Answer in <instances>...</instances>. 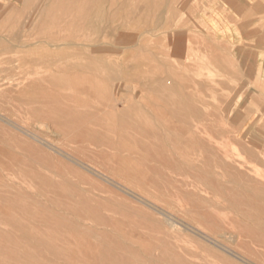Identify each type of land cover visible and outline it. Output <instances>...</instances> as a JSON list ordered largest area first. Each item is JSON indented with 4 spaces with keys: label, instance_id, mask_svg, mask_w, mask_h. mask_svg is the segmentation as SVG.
<instances>
[{
    "label": "rangeland",
    "instance_id": "obj_1",
    "mask_svg": "<svg viewBox=\"0 0 264 264\" xmlns=\"http://www.w3.org/2000/svg\"><path fill=\"white\" fill-rule=\"evenodd\" d=\"M0 1V264H264V0Z\"/></svg>",
    "mask_w": 264,
    "mask_h": 264
},
{
    "label": "bare ground",
    "instance_id": "obj_2",
    "mask_svg": "<svg viewBox=\"0 0 264 264\" xmlns=\"http://www.w3.org/2000/svg\"><path fill=\"white\" fill-rule=\"evenodd\" d=\"M9 1H10V0H9ZM17 1H18V0H17ZM17 1H16V2H17ZM21 1H22V0H21ZM21 1H20V2H21ZM107 1H108V0H107ZM168 1H170V0H168ZM168 1H167V2H168ZM0 2H2V1H0ZM3 2H4V1H3ZM3 2H2V3H3ZM18 2H19V1H18ZM21 3H22V2H21ZM82 3H85V2L82 1ZM168 3H169V2H168ZM10 4H12V2H10ZM91 4H92V3H91ZM46 5H48V3H47ZM7 6H8V5H6L5 8H7ZM0 8H1V7H0ZM94 8H95V7H94ZM101 8H102V7H101ZM121 8H122V7H121ZM134 8H135V7H134ZM165 8H166V7H165ZM165 8H164V9H165ZM1 9H2V8H1ZM3 9H4V8H3ZM8 9H10V8H8ZM8 9H7V10H8ZM18 9H19V7H18ZM103 9H104V8H103ZM93 10H94V9H93ZM166 10H167V9H166ZM4 11H5V10H4ZM138 11H139V8H138ZM145 11H146V10H145ZM162 11H163V10H162ZM5 12H6V11H5ZM94 12H95V11H94ZM110 12H112V11H110ZM134 12H135V11H134ZM171 12H172V11H171ZM0 13H1V12H0ZM99 13H100V12H99ZM99 13H98V14H99ZM145 13H146V12H145ZM160 13H161V12H160ZM1 14H2V16H3L5 13L3 12V13H1ZM1 14H0V15H1ZM95 14H96V13H95ZM106 14H107V11H106ZM126 14H127V13H126ZM142 14H143V13H142ZM166 14H167V12H166ZM110 15H111V14H110ZM114 15H115V14H114ZM93 16H94V15H93ZM100 16H101V14H100ZM100 16H99V17H100ZM104 16H105V15H104ZM107 16H108V15H106V17H107ZM120 16H121V15H120ZM167 16H168V15H167ZM174 16H176V15H174ZM23 17H24V16H23ZM109 17H110V16H109ZM158 17H159V16H158ZM118 18H119V17H118ZM165 18H166V17H165ZM0 19H1V18H0ZM5 19H6V18H5ZM34 19H35V17H34ZM104 19H106V18L104 17ZM109 19H110V18H109ZM119 19H120V18H119ZM121 19H122V18H121ZM157 19H158V18H157ZM162 19L164 20V18H162ZM6 20H7V19H6ZM6 20H5V21H6ZM146 20H147V19H146ZM124 21H125V20H124ZM158 21H159V20H156L157 24H159V23L161 22V21H160V22H158ZM154 22H155V21H154ZM156 22H155V23H156ZM164 22H165V20H164ZM14 23H15V22H14ZM131 23H132V22H131ZM131 23H130V24H131ZM155 23H154V24H155ZM161 23H162V22H161ZM88 24H89V23H88ZM163 24H164V23H163ZM167 24H169V23H167ZM107 25H109V24H107ZM107 25H106V26H107ZM134 26H135V25H134ZM159 26H161V25L159 24V25H158V28H159ZM162 26H163V25H162ZM162 26H161V27H162ZM73 27H74V26H73ZM136 27H137V26H136ZM68 28H69V27H68ZM27 29H28V28H27ZM62 29H64V28L62 27ZM62 29H61V30H62ZM86 29H88V28H86ZM152 29H153V28H152ZM167 29H168V28H167ZM105 30H106V29H105ZM139 30H140V29H139ZM139 30H138V31H139ZM172 30H173V29H172ZM28 31H29V30H28ZM62 31H65V30H62ZM76 31H77V30H76ZM149 31H150V29H149ZM149 31H148V32H149ZM152 31H153V30H152ZM174 31H175V29H174ZM174 31H173V32H174ZM18 32H19V31H17V33H18ZM139 32H140V31H139ZM145 32H146V31H145ZM164 32H165V31H164ZM167 32H169V31H167ZM5 33H6V32H5ZM27 33H28V32H27ZM76 33H77V32H76ZM109 33H110V31H109ZM118 33H119V32H118ZM160 33H162V32H160ZM160 33H159V34H160ZM98 34H99V33H98ZM146 34H147V33H146ZM42 35H43V34H42ZM103 35H104V34H103ZM116 35H117V34H116ZM116 35H115V36H116ZM20 36H21V35H20ZM43 36H44V35H43ZM72 36H73V35H72ZM115 36H114V37H115ZM121 36H122V35H121ZM147 36H148V35H147ZM144 37H145V36H144ZM144 37H143V38H144ZM13 38H14V37H13ZM19 38H22V37H19ZM30 38H31V37H30ZM100 38H101V37H100ZM125 38H126V36H125ZM141 38H142V37H141ZM163 38H165V37H163ZM14 39H15V38H14ZM16 39H17V38H16ZM16 39H15V40H16ZM120 39H121V38H120ZM122 39H123V37H122ZM138 39H139V38H138ZM16 41H17V40H16ZM20 41H22V39H21ZM137 41H138V40H136V42H137ZM41 42H42V41H41ZM47 42H48V41H47ZM47 42H46L45 45L48 44ZM54 42H55V41H54ZM105 42H106V41H105ZM107 42H109V41H107ZM17 43H18V41H17ZM34 43H35V42H34ZM36 43H37V41H36ZM101 43H102V42H101ZM103 43H104V42H103ZM122 43H124V42H122ZM139 43H140V42H139ZM147 43H148V42H147ZM19 44H21V43L19 42ZM41 44H42V43H41ZM41 44H40V45H41ZM61 44H63V43L56 44V43H53V42H52V43H50L49 45H50V46H51V45H52V46L54 45V46L57 47L56 50H59ZM70 44L73 45V46H75V45H77V44H79V43H77V41H76V42H75V41H74V42H73V41H67V42H65L63 45H64V46H65V45L68 46V45H70ZM80 44H81V43H80ZM89 44H90V43H89ZM111 44H112V42H111ZM21 45H22V44H21ZM24 45H25V44H24ZM86 45H87V44H86ZM94 45H95V44H93V46H94ZM96 45H98V44H96ZM112 45H113V44H112ZM138 45H140V44H138ZM138 45H137V46H138ZM142 45H143V44H142ZM142 45H141V46H142ZM29 46H31V45H29ZM32 46H33V44H32ZM34 46H35V45H34ZM64 46H63V47H64ZM81 46L83 47V45H81ZM84 46H85V45H84ZM88 46H90V45H88ZM99 46H100V45H98V47L94 49V51L97 52V53H98V52H103V51H109V50H110V48H109L108 46H107V47H102V45H101V47H99ZM109 46H111V45L109 44ZM126 46H127V45H126ZM16 47H18V46H16ZM24 47H25V46H24ZM27 47H28V46H27ZM85 47H86V46H85ZM117 47H119V46H117ZM117 47H115V48H117ZM123 47H124V46H123ZM143 47H144V45H143ZM51 48H52V47H51ZM115 48H114V49H115ZM135 48H136V47H135ZM118 49L120 50V48H118ZM125 49H126V48H125ZM183 49H184V47L181 46V45H179L178 47H177V46L174 47L175 52L178 53V54L181 53V52L183 51ZM111 50H112V48H111ZM123 50H124V49H123ZM112 51H113V50H112ZM124 51H125V50H124ZM64 52H65V51H64ZM162 52H163V51H162ZM172 52H173V51H172ZM172 52H171V53H172ZM125 53H126V51H125ZM169 53H170V52H169ZM103 54H104V53H103ZM164 54H165V52H164ZM166 54H168V52H166ZM166 54H165V55H166ZM85 55H87V54H85ZM104 55H105V54H104ZM107 55H108V54H107ZM180 55H181V54H180ZM127 56H128V55H127ZM94 57H95V56H94ZM98 57H99V56H98ZM107 58H108V57H107ZM128 58H129V57H128ZM114 59H115V58H114ZM117 59H118V58H117ZM192 59H193V58H192ZM194 59H195V58H194ZM99 61L105 63V61H103L101 58H100ZM121 61H122V60H121ZM106 62H107V61H106ZM115 62H116V61H115ZM57 64H58V63H57ZM106 64H107V63H106ZM121 64H123V63H121ZM109 65H110L109 67L114 68V66H113L114 64H112V63L110 64V63H109ZM71 66H77V64H71ZM99 67H100V66H99ZM107 67H108V66H107ZM107 67H106V68H107ZM109 67H108V69H109ZM137 67H138V66H137ZM51 68H52V67H51ZM101 68H102V67H101ZM111 68H110V70H111ZM120 68H121V67H120ZM48 69H49V68H48ZM121 69H122V68H121ZM141 69H142V68H141ZM194 69H195V68H194ZM52 70H53V69H52ZM54 70H55V69H54ZM58 70H59V69H58ZM81 70H82V72H83V69H81ZM85 71H86V70H85ZM103 71H105V70H103ZM78 72H79V70H78ZM116 72H117V71H116ZM104 73H105V72H104ZM149 73H150V72H149ZM150 74H151V73H150ZM235 74H236V73H235ZM119 75H121V74H119ZM196 75H197V74H196ZM221 75H222V74H221ZM194 76H195V75H194ZM202 76H203V75H202ZM114 77H115V76H114ZM145 77H146V76H145ZM196 77H198V76H196ZM226 77H227V76H226ZM43 78H44V77H43ZM108 78H109V77H108ZM224 78H225V77H224ZM105 79H106V78H105ZM112 79H113V78H112ZM145 79H146V78H145ZM227 79H228V78H227ZM233 79H234V78H233ZM173 80H174V79H173ZM206 80H207V79H206ZM229 80H230V78H229ZM50 81H52V80H50ZM175 81H176V80H175ZM230 81H231V80H230ZM230 81H229V82H230ZM236 81H238V80H236ZM106 82H107V81H106ZM108 82H109V81H108ZM158 82H159V81H158ZM231 82H232V81H231ZM234 82H235V81H234ZM81 83H83V82H81ZM122 83H123V82H122ZM142 83H143V82H142ZM159 83H160V82H159ZM152 84H153V83H152ZM160 84L162 85V83H160ZM169 84H171V83H169ZM173 84H174V83H173ZM209 84H210V83H209ZM236 84H240V82H239V83H236ZM241 84H242V82H241ZM67 85H68V84H67ZM143 85H144V84H143ZM143 85H142V86H143ZM153 85H154V84H153ZM156 85H158V84H155V86H156ZM185 85H186V84H185ZM63 86H64V85H63ZM148 86H149V85H148ZM164 86H165V85H164ZM151 87H152V86H151ZM153 87H154V86H153ZM159 87H160V86H159ZM240 87H241V86H240ZM146 88H147V87H146ZM156 88H157V87H156ZM236 88H238V87H236ZM242 88H243V87H242ZM111 89H112V88H111ZM113 89H115V88H113ZM183 89H184V88H183ZM240 89H241V88H240ZM108 90H109V89H107L106 87H103V90L101 89L100 94H101L103 97L111 96V94H110V92H109ZM152 90H155V89H152ZM236 90H237V89H235L234 91H236ZM69 91H70V90H69ZM114 91H115V90H114ZM161 91H162V90H161ZM114 93L116 94V92H114ZM235 93H236V92H235ZM83 94H85V93H83ZM112 95H113V94H112ZM164 95H165V94H164ZM166 95H168V94H166ZM231 95H232V94H231ZM150 96H151V95H150ZM168 96H169V95H168ZM171 96H172V94H171ZM235 96H236V95H235ZM86 97H87V96H86ZM162 97H163V95H162ZM153 98H154V97H153ZM164 99H165V98H164ZM184 100H185V99H184ZM177 102H178L179 105H182V103H183L184 101H183V99L179 96V97L177 98ZM259 103H260V102H259ZM201 104H202V103H201ZM192 105H193V104H192ZM176 106H177V105H176ZM259 106H261V105H259ZM223 107H224V106H223ZM223 107H222V108H223ZM261 107H262V106H261ZM145 108H146V107H145ZM222 108H221V109H222ZM194 109H195V108H194ZM256 109H257V108H256ZM258 109H260V108H258ZM190 111H191V110H190ZM225 111H226V110H225ZM259 111H260V110H259ZM183 113H185V112H183ZM191 113H192V112H191ZM197 113H198V111H197ZM109 115H110V114H109ZM263 115H264V114H262V116H263ZM224 116H225V115H224ZM0 117H1V116H0ZM5 118H6V117H5ZM2 119H3V118H2ZM0 120H1V119H0ZM262 120H263V119H262ZM2 121H3V120H2ZM5 122H6V121H5ZM7 122H8V121H7ZM7 122H6V123H7ZM9 122H10V120H9ZM257 122H258V121H257ZM259 122H261V121H259ZM37 123H38V122H37ZM39 123H42V122H39ZM44 123H45V122H44ZM46 123H47V122H46ZM42 124H43V123H42ZM47 124H48V123H47ZM47 124H46V125H47ZM11 125H12V124H11ZM37 125H38V124H37ZM35 126H36V125H35ZM256 126H257V124H256ZM12 127H13V126H12ZM19 127H20V126H19ZM43 127H45V124H44ZM20 128H21V127H20ZM20 128H19V129H20ZM23 128H24V127H23ZM39 128H40V126H39ZM16 129H17V128H16ZM21 129H22V128H21ZM46 129H47V128H46ZM51 129H52V128H51ZM51 129H50V131H53V129H52V130H51ZM25 130H26V129H25ZM25 130H23V131H25ZM21 131H22V130H21ZM21 131H20V132H21ZM43 131H44V128H43ZM47 131H49V129H48ZM47 131H46V132H47ZM26 132H27V131H26ZM29 132L31 133L32 131L29 130ZM35 132H36V131H35ZM53 133H54V132H53ZM28 134H29V133H28ZM34 134H35V133H32V136H34ZM57 134H58V132H57ZM30 135H31V134H30ZM230 135H232V134H230ZM237 135H238V133H237ZM28 136H29V135H28ZM39 136H40V135H39ZM31 138H32V137H31ZM36 138H38V137H36ZM42 138H43V137H42ZM32 139H35V138H32ZM36 140H37V139H36ZM41 140L43 141V139H41ZM37 141H38V140H37ZM38 142H39V141H38ZM43 143H44V141H43ZM45 143L49 144V143L47 142V140H46ZM45 143H44V144H45ZM50 144H51V142H50ZM52 145H55V144H52ZM52 145H50V146H52ZM46 147H47V146H46ZM52 147H53V146H52ZM55 148H56V147H55ZM58 148H59V147H58ZM263 149H264V148H263ZM56 151H57V150H56ZM59 151H60V150H59ZM258 154H259V152H258ZM260 154H262V153H260ZM63 156H64V155H63ZM84 169H85V168H84ZM163 213H164V212H163ZM186 224H187V223H186ZM173 225H174V224H173ZM221 236H222V234H221ZM223 236H224V235H223ZM205 240H206V239H205ZM234 240H235V239H234ZM207 241H208V240H207Z\"/></svg>",
    "mask_w": 264,
    "mask_h": 264
}]
</instances>
